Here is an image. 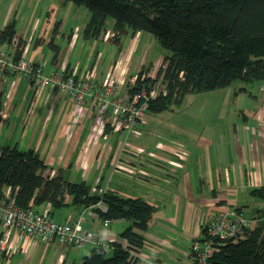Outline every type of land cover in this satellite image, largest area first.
<instances>
[{"label": "crops", "instance_id": "obj_1", "mask_svg": "<svg viewBox=\"0 0 264 264\" xmlns=\"http://www.w3.org/2000/svg\"><path fill=\"white\" fill-rule=\"evenodd\" d=\"M142 32L127 30L125 38L118 42L114 41L115 35L105 39V31L100 33L102 41L119 45L115 59L102 70L104 59L98 50L92 66L70 63L77 37L71 31L69 52L62 63L54 57L50 64L65 66L70 72L98 81L108 75L127 81L125 77L132 70L135 75L141 69L158 67L165 56L147 62L149 48L144 46ZM19 40L21 55L39 62L36 52L30 53L17 34L11 44H5L6 48L15 50ZM246 95L249 106L237 102L240 125L225 126L230 121H226L223 112L218 119L224 118V126L178 128L188 135L186 140L149 142L143 141L148 137L140 126L131 131H117L108 126L100 135L90 130L95 111L91 100L85 102L81 116L79 105L63 93L47 89L35 92L25 77L6 75L0 77V146L34 149L47 163L44 176L61 172L70 182L84 181L91 189L111 190L122 197H138L151 203L155 212L147 229H136L144 238L141 247L134 249L138 253L134 264H192L191 243L203 234L213 215L230 209L259 215L257 208H264L251 195L253 189L264 187V99L259 107V96L242 86L235 92V101L244 100ZM18 130L19 139L13 141ZM20 143L24 147H19ZM9 190L5 186L1 193ZM35 209L47 212L59 222L82 217L83 227L102 233L106 243L116 241L123 247L128 245L119 234L131 224L129 220H110L105 226L92 206L75 205L68 194L59 207L43 203ZM1 232L0 225V237ZM106 245L107 252L112 253L111 246ZM93 246L88 244L78 249L62 245L56 239L42 242L14 231L6 242H0V256L5 259L3 264H13L8 258L15 254L23 256L17 264L31 261L43 264L45 260L49 264H79Z\"/></svg>", "mask_w": 264, "mask_h": 264}, {"label": "trees", "instance_id": "obj_2", "mask_svg": "<svg viewBox=\"0 0 264 264\" xmlns=\"http://www.w3.org/2000/svg\"><path fill=\"white\" fill-rule=\"evenodd\" d=\"M69 1L85 6L90 13L84 36L94 37L106 31V22L111 18L114 41L118 42L127 30L148 32L168 52L163 58L166 66L160 72L169 80V94L151 101L148 112L159 113L172 102L180 104L190 92L222 89L235 80H264V0ZM15 35V22L7 23L0 31V43L11 44ZM20 46L19 40L16 58L21 55ZM176 89L179 95L173 98ZM46 168L47 163L34 149L0 146V194L5 186H10L16 203L24 208L43 203L59 207L68 194L75 205L93 206L103 221L129 220L131 224L119 234L127 241V247L109 242L112 253L106 256L107 245H94L79 264H134L136 260L129 259V251L141 247L144 238L136 229H147L155 206L111 190L92 192L86 182H70L61 172L44 176ZM251 195L264 204L263 186L253 189ZM99 201L105 210L95 206ZM257 212V224L240 240L224 243L211 264H264V208L259 206Z\"/></svg>", "mask_w": 264, "mask_h": 264}, {"label": "built area", "instance_id": "obj_3", "mask_svg": "<svg viewBox=\"0 0 264 264\" xmlns=\"http://www.w3.org/2000/svg\"><path fill=\"white\" fill-rule=\"evenodd\" d=\"M114 35V31L107 30L104 38ZM165 66L161 62L149 72L144 70L138 72L120 89L121 81L111 75L98 81L90 76L70 72L65 66L47 68L44 63L34 62L23 55L16 58L15 50L0 47V77L21 75L29 81L35 92L44 89L59 91L79 105L81 116L84 115L85 102L91 100L95 111L94 123L90 130L97 131L100 135L104 134L108 126L117 131H131L146 123V113L151 101L160 96V84L165 80L160 68ZM259 90L264 93V80L260 83ZM91 191L103 192L96 187ZM95 206L102 210L106 209L102 201ZM258 217L249 215L241 209H230L213 215L205 225L203 234L191 243L192 264H211L213 256L221 250V246L228 241L235 242L245 237L258 221ZM109 221L104 220V225L107 226ZM82 222V217L59 222L47 212L21 207L16 203L15 193H12L11 187L6 193L0 194L2 226L0 242H6L15 231L42 242L56 239L60 244L73 248H81L87 244H108L102 233L94 229H85ZM137 256L136 250L129 251V259L135 261Z\"/></svg>", "mask_w": 264, "mask_h": 264}, {"label": "rangeland", "instance_id": "obj_4", "mask_svg": "<svg viewBox=\"0 0 264 264\" xmlns=\"http://www.w3.org/2000/svg\"><path fill=\"white\" fill-rule=\"evenodd\" d=\"M88 19L89 11L87 8L85 6H77L69 0H0V30L4 26V21H7V23L14 21L16 34L25 41L27 47L30 48V53L36 52L39 62L44 64L46 62L49 63L45 64L47 68L60 67L51 65L50 61L56 57L58 63H62L65 55L69 52L70 41L68 40V36L71 31L77 36H75V46L69 58L72 65L80 63L81 66H92L96 63L97 50L102 53L101 58L104 59V63L101 64L102 70H105L107 64L115 59L119 50L117 43L113 41H102L100 38L102 32L99 36L91 38H86L83 35L84 25ZM112 24L113 19L109 18L105 29L112 30ZM142 33H144L145 38L144 46L148 45L149 48L147 62H154L160 56L168 53L160 46L152 34L148 32ZM125 36L126 34H122L120 38L123 40ZM50 43L56 45L58 47L57 50ZM0 47L6 48V45L0 43ZM161 62L165 64L163 59ZM146 69L141 70L147 72L152 70L149 68L148 70ZM134 73L135 71L132 70L130 75ZM130 75L125 77L126 80L127 77L128 79L131 78ZM261 82L246 83L241 80H235L229 86L222 89L202 93H187L180 104L172 102L168 109L159 113L147 112L146 123L140 125L148 137V139H144L143 141L154 142L160 139L163 141L186 140L188 135L181 133L178 128L201 129L205 126L215 127L230 124L232 127L235 124L240 125L241 116L238 119L239 111L237 109V102L239 101V104L249 106V96H244L246 97L244 100L235 101V92L239 90V87L243 86L247 88L253 95L259 96L260 107L263 103L262 99H264L263 92L259 90ZM121 83L120 89L122 85L126 86V81L121 80ZM160 85V96L158 98L165 97L169 94V80H164ZM178 95L179 92L176 89L172 97L174 98ZM223 112L226 114V121H230V123L226 122L223 125L224 118L221 120L218 119V115L222 116ZM249 120L251 122V117H249ZM19 134L20 131H16L13 141L19 139ZM22 144L20 143L19 147H24ZM103 184L106 185V183ZM262 218H264V215ZM257 222L253 224V227ZM86 246L88 244L78 249H84ZM110 255L111 253H106V256ZM21 257L23 256L15 254L13 258L8 259H11L13 264H17L21 261ZM4 262L5 259L0 256V264ZM29 264H37V262L31 261ZM43 264H49L48 260H45Z\"/></svg>", "mask_w": 264, "mask_h": 264}]
</instances>
